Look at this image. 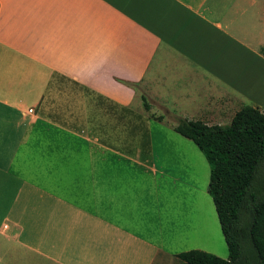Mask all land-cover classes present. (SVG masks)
<instances>
[{"label":"crops","instance_id":"crops-1","mask_svg":"<svg viewBox=\"0 0 264 264\" xmlns=\"http://www.w3.org/2000/svg\"><path fill=\"white\" fill-rule=\"evenodd\" d=\"M56 78L80 89L45 105ZM246 102L264 112V0H0V264L217 257L190 218L205 205L224 238L206 150L192 142L208 183L179 211L152 131L224 126Z\"/></svg>","mask_w":264,"mask_h":264},{"label":"trees","instance_id":"trees-1","mask_svg":"<svg viewBox=\"0 0 264 264\" xmlns=\"http://www.w3.org/2000/svg\"><path fill=\"white\" fill-rule=\"evenodd\" d=\"M142 101L148 110L144 96ZM174 131L206 150L212 167L209 193L228 249L227 260L203 252L179 259L186 264H264V179L255 183L264 167V112L244 106L224 126L177 119Z\"/></svg>","mask_w":264,"mask_h":264},{"label":"rangeland","instance_id":"rangeland-1","mask_svg":"<svg viewBox=\"0 0 264 264\" xmlns=\"http://www.w3.org/2000/svg\"><path fill=\"white\" fill-rule=\"evenodd\" d=\"M65 88H70L73 90H79L80 88L62 78L54 79L53 83L50 85L48 92L42 99V103L45 105L53 103L55 97L59 91ZM142 87L137 88L138 93L141 92ZM75 93H82L81 91H73ZM85 94L86 93H82ZM244 106L253 107V104L246 102ZM41 109L44 114L54 115L52 109ZM53 117V116H51ZM140 118L142 117L136 108H131L128 110V118ZM228 125V124H227ZM174 127H168L166 125L159 126L153 129V135L158 133L159 138L164 140L163 146H167V149L161 150L158 154L157 165L160 168L167 169L171 171L169 174L175 178L174 184L172 185L169 179V184L167 188H162L159 194V201L162 203L164 200L168 205L173 204V201L178 206V210L188 211L190 206L198 200V191L202 194L203 190L206 188L209 176V166L203 156V154L198 150V148L192 143V141L183 138L174 131ZM191 170V171H189ZM263 173L259 175L256 184H261L264 180V167ZM263 176V177H262ZM262 177V178H260ZM263 180V181H262ZM194 182V183H193ZM192 184V185H191ZM195 186V189H194ZM210 198V197H208ZM210 200L211 210L213 214L215 211L212 207V201ZM197 202V201H196ZM200 208L196 209V212L191 215L190 218L196 221L198 218L199 225L206 226V237L202 239L204 247L210 249V247H218L216 253L217 257L227 260L228 259V249L226 247L223 236L220 232L216 235L210 224L209 213L207 211V222L205 214V205L202 207L201 213ZM206 246H205V245Z\"/></svg>","mask_w":264,"mask_h":264},{"label":"built area","instance_id":"built-area-1","mask_svg":"<svg viewBox=\"0 0 264 264\" xmlns=\"http://www.w3.org/2000/svg\"><path fill=\"white\" fill-rule=\"evenodd\" d=\"M31 111V110H30Z\"/></svg>","mask_w":264,"mask_h":264}]
</instances>
